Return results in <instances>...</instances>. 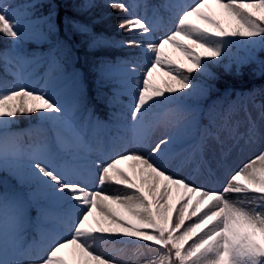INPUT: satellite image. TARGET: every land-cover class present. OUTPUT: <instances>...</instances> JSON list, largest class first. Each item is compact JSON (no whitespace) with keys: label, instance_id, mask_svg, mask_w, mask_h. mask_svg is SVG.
Here are the masks:
<instances>
[{"label":"snow or ice","instance_id":"1","mask_svg":"<svg viewBox=\"0 0 264 264\" xmlns=\"http://www.w3.org/2000/svg\"><path fill=\"white\" fill-rule=\"evenodd\" d=\"M109 6L129 12L121 0ZM165 8L168 27L162 18L150 23L135 15L119 22L121 29L149 37L127 42L145 50L142 65L121 61L99 68L101 79L114 80L119 94L130 98L123 106L130 121L113 113L108 122L89 115L76 125L47 80L39 89L25 82L19 68L32 59L16 47L0 50L13 78L0 84V171L17 181L0 192V264H130L141 257L143 264H264V152L230 173L222 191L205 190L162 163L174 134L199 126V109L186 101L207 90L192 82V74L205 73L233 44L264 47V0H170ZM160 30L163 35L152 38ZM0 36L26 38L4 0ZM165 45L180 58L173 59ZM158 71L167 77L162 85L154 80ZM25 114L38 118L35 140L32 130L11 129ZM229 118L223 117L219 129L234 137ZM157 129L165 134L153 145ZM254 132L253 125L248 135ZM83 151H94L96 158L85 162ZM54 154H62L63 163ZM97 177L92 190L90 181ZM106 182L122 186L124 194L103 192ZM227 193L238 197L229 200ZM30 208L37 210L34 221ZM97 242L133 245L135 251L125 259L116 254L122 249L98 250Z\"/></svg>","mask_w":264,"mask_h":264},{"label":"rangeland","instance_id":"2","mask_svg":"<svg viewBox=\"0 0 264 264\" xmlns=\"http://www.w3.org/2000/svg\"><path fill=\"white\" fill-rule=\"evenodd\" d=\"M186 2H190V0H186ZM163 8L166 9L165 5ZM11 11L16 18L21 20L26 33V38L35 40L40 44L48 42V32L55 31L56 29L54 21L48 16L40 19H29L25 17V11L22 7H15ZM210 11L219 16V10L214 6L210 8ZM225 26L227 27V24H225ZM164 50L173 59L180 58V53L171 45H165ZM261 52H264V47L257 46L253 48L244 44H233L223 55V57H226L223 65L226 68L235 66L236 69L239 70L242 65L254 63L255 73L258 75L262 74L264 73V58L260 56ZM222 58H217V61L219 62ZM30 59L33 60L32 63L19 68L25 82L29 84L39 83L40 88L47 80L51 93L70 112V101L77 93V90L65 91L60 87V81L63 79L64 74L61 70V66L55 61L54 55L50 53L45 57L35 56ZM184 62L187 63V61ZM215 63L218 64L217 62ZM37 68L42 69L40 72H36L38 71ZM17 70L18 69L16 68V71ZM210 74L211 72L207 67V71L205 73H199L198 77L192 79L194 84L201 85L207 91L203 96L189 98L186 103L196 106L199 110L201 109L202 103L213 87L209 81ZM166 78L167 77L163 75V72L158 71L154 73V80L157 84L162 85L163 80ZM117 92H119V89ZM256 109L255 104L249 96L237 99V106H235L229 119V127L235 129L234 137L230 136L226 131L211 133L207 129L206 125L201 127L203 134L199 143L195 140L198 130L200 129L199 126L194 127L187 132L175 133L172 143L166 146L162 163L168 167L170 172H175L181 177H186L192 183L203 186L205 190L222 191L223 186L227 183L230 173L238 170L243 166V164L247 163L260 152H264V119L261 116L256 115ZM200 124L201 119H199V125ZM253 125L255 132L254 135L250 137L248 135V129ZM206 129L207 131H205ZM209 133H211V135ZM164 134V129H157L151 137L153 145L155 142H158L159 139L164 138ZM253 136L256 138L254 143L251 142ZM146 152L147 150L145 149V153ZM200 152L204 153L202 159L206 161L207 167L202 166V163L201 166H199L197 177L202 179L209 176L211 178V174L216 177V179L212 182L208 180V186L196 182V180L192 177L188 178V173L198 164L197 160L199 159ZM84 157L85 162H87L95 159L96 153L94 151H84ZM128 163L129 162H124L121 166L127 168ZM212 167L215 171L209 174L208 169ZM97 182L98 177L90 181L92 190H96L95 184ZM121 189L122 186H118L110 182H106L101 186V190L109 195H123L124 192ZM225 195L229 200H236L238 197V194L235 193H227ZM105 243L106 242H97V249L105 250ZM112 249H122L123 252L118 251L116 254L125 259L132 256L135 251L133 245H125L118 242L114 243V247ZM148 258H151V256ZM130 264H143V257L139 260H131Z\"/></svg>","mask_w":264,"mask_h":264},{"label":"trees","instance_id":"3","mask_svg":"<svg viewBox=\"0 0 264 264\" xmlns=\"http://www.w3.org/2000/svg\"><path fill=\"white\" fill-rule=\"evenodd\" d=\"M79 0H49L48 4L54 5L58 9V24L60 26V48L66 51L67 57L72 58V54L77 57L78 60L89 59L90 57H97L104 54L102 48L98 44H94L93 40L96 37H104L106 34L105 30H98L94 34H83L76 36L74 33L70 37L65 33V30L72 32L73 26L72 21L79 18L76 15L77 10L82 9V5H78ZM116 12H119L116 9ZM2 64V61H0ZM93 69V66L90 67ZM89 68V69H90ZM248 67L244 68L242 75H236L234 72L226 74H216L215 83L219 88H224L226 82H231L236 85L240 80L245 81L254 79L252 74L249 72ZM259 80V79H256ZM242 86V85H241Z\"/></svg>","mask_w":264,"mask_h":264}]
</instances>
